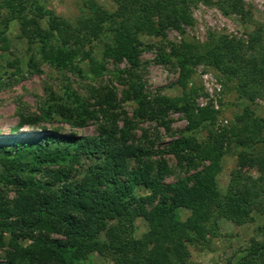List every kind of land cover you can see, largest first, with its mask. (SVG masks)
Segmentation results:
<instances>
[{"label": "trees", "instance_id": "16d2710c", "mask_svg": "<svg viewBox=\"0 0 264 264\" xmlns=\"http://www.w3.org/2000/svg\"><path fill=\"white\" fill-rule=\"evenodd\" d=\"M33 2L0 0V41L14 24L30 40L35 18L46 16V27L37 30L42 33L40 58L60 71L72 69L75 58L86 60L94 76L100 75L103 65L93 56L91 44L103 33L109 41H103L102 56L124 59L129 78L140 64L138 35L163 37L168 28L181 33L182 25L191 22L188 0H113L112 10L96 0H77L73 22L50 10H34ZM217 7L252 26L245 38L213 36L200 46L170 43L168 52L160 45L161 53L154 60L173 58L179 69L178 84L190 72L188 63L207 64L233 81L238 98L252 102L264 92V21H255L243 0H218ZM26 63L36 65L31 56ZM129 86L131 92L123 90V94L136 104L133 118L158 119L164 124L161 106L165 104L182 111L189 125L212 122L215 117L216 111L209 106L194 107L187 94L172 99L159 96L152 104L137 82L132 80ZM90 93L92 108L65 85L62 95L48 90L39 113L20 116L16 128L54 119L81 127L98 115L101 122L95 136L60 134L42 127L28 137H0V186L11 187L14 193L0 195V249L4 250L0 264H74L93 251L109 256L113 264H197L190 259L187 245L213 250L211 238L220 234L219 219L243 223L251 220V211L264 212V117L254 115L248 105L235 116L239 125L233 135L250 150L236 154V167L229 172L227 189L221 193L215 174L229 136L213 131L206 142L183 135L172 139L166 149L176 160H191L195 155L207 163L172 183H163L150 177L146 166L127 169L125 157L140 163L142 155L139 146L127 143L131 121L123 119L122 127L117 128L114 89ZM116 132L121 143L108 140ZM78 155L92 162L80 177L66 182L64 168H71ZM161 165L160 161L158 167ZM245 168H256L257 175L245 173ZM140 183L148 188L147 195L135 193ZM180 208L188 210L182 220L177 216ZM137 216L147 226L138 236L133 232ZM18 238L28 242L20 244ZM235 264H264V237L251 238Z\"/></svg>", "mask_w": 264, "mask_h": 264}, {"label": "rangeland", "instance_id": "374dc122", "mask_svg": "<svg viewBox=\"0 0 264 264\" xmlns=\"http://www.w3.org/2000/svg\"><path fill=\"white\" fill-rule=\"evenodd\" d=\"M101 6L112 10L113 0H96ZM218 0H188V14L191 18L189 24L182 25V32L173 28L165 30V36H151L140 34L138 38L142 42V50L139 54L140 64L131 70V77L127 78V63L124 59L103 57V41H109L107 34L103 33L99 41L92 42V51L95 59L103 65L98 76L92 75L86 60L75 58L72 69L60 71L47 61L40 58L38 49L40 35L38 28L46 27L45 19L35 18L36 23L30 27V40L21 36L18 26L12 25L6 33L5 40L0 41V137L20 136L28 137L40 128L55 130L60 134H73L95 136L101 118L89 119L84 126L72 127L58 119L49 123L37 125H23L19 128L20 116L39 113L47 98L48 90L55 95H62L63 85L68 90L74 91L81 99L86 100L93 107L95 93L105 92L109 87L115 91L118 104L114 109L117 128L122 127L123 119L131 121L128 131L127 143L140 147L141 162L132 157H125L128 170H140L147 167L150 177L157 178L163 183H172L180 177H184L202 168L207 163L197 156L191 155L190 159L176 160L167 152L166 146L170 141L180 135L192 136L197 141L206 142L209 132H223L230 137V142L224 147L220 158V170L215 174V182L221 193L227 189L229 172L236 167V154L241 150L249 151L250 147L240 145L233 134L236 133L239 122L235 116L242 113V107L248 105L254 115L264 117V92L254 98L252 102L238 98L233 81L225 80L214 68L204 63L187 64L189 74L182 84L176 81L179 69L173 58L168 62H156L154 57L160 52V45L164 46L163 52H168L169 44L178 45L182 41L202 45L210 41L211 37L219 36L223 39L229 37L245 38V33L251 29V25L243 22L233 13L223 14L217 7ZM249 8L255 21H264V0H243ZM34 10H50L53 15L73 22L78 14L77 0H34ZM153 17V16H152ZM36 63L34 67L27 66L28 57ZM139 84V90L153 104L159 97L178 98L184 94L190 96L193 106H209L215 110L212 122L200 121L189 125L185 114L175 109L162 105L161 113L164 124L158 119L133 118L135 102L126 98L123 90L131 92L130 81ZM211 80L220 85V90L213 93ZM212 95V96H211ZM215 98L214 108L212 99ZM96 108V106H95ZM192 117V116H191ZM192 119L198 120L195 111ZM119 133L108 136L111 143H121ZM24 160L28 156L22 157ZM161 161V166L158 163ZM90 159L78 155L71 168L65 166V181H73L80 177ZM161 168V169H160ZM1 169V164H0ZM244 172L251 176L257 175L256 168H245ZM38 178L42 179L41 176ZM138 195H147L149 190L144 185L137 184L134 189ZM11 187L2 188L0 195L11 197ZM238 201V200H237ZM188 210L180 208L177 216L184 219ZM251 220L238 223L224 218L218 220L220 234L211 238L213 250H198L192 245H187L190 259L197 264H235L249 245L251 238L262 239L264 237V212L256 210L250 213ZM114 219L109 220L113 223ZM146 222L137 216L133 221V232L136 236L146 230ZM102 238V234L99 235ZM5 238L7 235L5 234ZM20 244L28 242L27 239L18 238ZM3 249H0V260L3 257ZM74 264H113L107 255H101L95 251L89 253L84 260Z\"/></svg>", "mask_w": 264, "mask_h": 264}, {"label": "built area", "instance_id": "2783aa9c", "mask_svg": "<svg viewBox=\"0 0 264 264\" xmlns=\"http://www.w3.org/2000/svg\"><path fill=\"white\" fill-rule=\"evenodd\" d=\"M211 86H212L211 89H213V93H216L220 90V85L218 83L212 81V80H211ZM212 102H213V106L215 108L216 107L215 98L212 99Z\"/></svg>", "mask_w": 264, "mask_h": 264}]
</instances>
